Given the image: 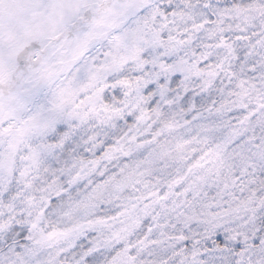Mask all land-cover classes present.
Here are the masks:
<instances>
[{
	"label": "snow or ice",
	"instance_id": "6c2138e0",
	"mask_svg": "<svg viewBox=\"0 0 264 264\" xmlns=\"http://www.w3.org/2000/svg\"><path fill=\"white\" fill-rule=\"evenodd\" d=\"M0 264H264V0H0Z\"/></svg>",
	"mask_w": 264,
	"mask_h": 264
}]
</instances>
